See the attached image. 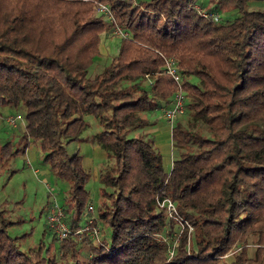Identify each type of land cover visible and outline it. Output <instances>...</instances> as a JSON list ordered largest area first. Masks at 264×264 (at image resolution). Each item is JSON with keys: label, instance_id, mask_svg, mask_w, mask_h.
Returning <instances> with one entry per match:
<instances>
[{"label": "trees", "instance_id": "trees-1", "mask_svg": "<svg viewBox=\"0 0 264 264\" xmlns=\"http://www.w3.org/2000/svg\"><path fill=\"white\" fill-rule=\"evenodd\" d=\"M251 1L207 0L201 10L232 16L214 21L196 0H0V116L4 107L24 112L16 148L0 145V170L37 146L68 184L69 227L59 243L48 229L47 244L22 250L7 233L19 222L0 209V264H264V11ZM100 4L111 22L96 14ZM115 27L116 53L90 74L101 35ZM166 59L181 76L187 115L170 130L178 152L169 172L144 131L176 90ZM85 116L110 162L99 173L97 241L80 232L90 174L67 151Z\"/></svg>", "mask_w": 264, "mask_h": 264}, {"label": "rangeland", "instance_id": "rangeland-1", "mask_svg": "<svg viewBox=\"0 0 264 264\" xmlns=\"http://www.w3.org/2000/svg\"><path fill=\"white\" fill-rule=\"evenodd\" d=\"M200 8V5H197ZM251 10L264 11V0H256L248 3ZM202 11H207L203 9ZM214 14L223 20L232 19L231 15L226 16L225 11H214ZM120 35L114 33L103 34L100 38L99 54L94 58L90 74L97 73L109 59L115 54L119 44ZM149 80L146 79L142 86L147 88ZM195 82V79L192 80ZM18 117L16 126L10 128L5 123L7 117ZM24 112L18 108L4 107L1 108L0 116V145L11 142L13 148L22 134L24 128ZM187 115H183L177 120L185 121ZM152 122L144 131L153 137L155 147L163 158V166L166 167L176 157L178 150L172 147L170 138V130L173 123L166 122L160 110H156L148 116ZM88 127L81 133L76 142H72L67 146L68 153L72 154L76 151L82 156V166L90 173V178L84 188L89 193L90 204L97 210L100 203L99 196V173L107 164L108 159L105 152L99 148L93 147V135L99 130V127L90 116H85ZM27 154L17 156L11 159L5 169L0 170V209L4 210L5 216L11 221L19 223L8 228L7 233L11 237H20L21 249L37 247L42 241L48 243V237H43V232L48 228L45 225L47 207L49 204H56L61 207L67 196L68 184L57 179L49 170L46 163L42 161L37 146H29ZM33 151H32V150ZM26 160H29V167L24 166ZM166 170V169H165ZM85 219V217H84ZM84 219L81 220L83 224ZM179 227V226H178ZM174 231H178L174 226ZM253 237L249 238V253L252 254Z\"/></svg>", "mask_w": 264, "mask_h": 264}, {"label": "built area", "instance_id": "built-area-1", "mask_svg": "<svg viewBox=\"0 0 264 264\" xmlns=\"http://www.w3.org/2000/svg\"><path fill=\"white\" fill-rule=\"evenodd\" d=\"M196 9L198 10L200 16L204 18H212L214 21H217L219 18L217 14L207 13L205 11H202L197 6H196ZM96 14L103 15L104 19H106L109 22L113 20L109 12V9L105 5H102V4L98 5L96 7ZM113 32L116 35L123 36L121 30L117 27L114 28ZM162 71L165 75L170 77L176 85V90L171 96L169 104L166 106H163L160 109L162 118L166 122L171 124L176 119L183 116V114L185 113L186 97L181 87V82H182L181 76L178 73L175 63L172 59H166L164 61ZM17 118L18 117L9 116L5 119V123L10 128H14L16 126L15 119ZM159 205L160 207L165 209L168 218L177 220V224L181 228H183L184 224L179 222L178 219H176V208H175L174 203H172L169 200H164L160 202ZM86 213L88 216L86 217V222L83 224L80 232L88 234L92 239L97 241L99 240V236H100V231H99L100 228L98 225L94 224L95 208L92 204L88 205ZM65 217L66 216H65L63 209L56 204H54L52 207L49 208L47 215H46V225L57 243L67 238L68 233H69V227L65 222ZM187 228L189 231H191V227L189 225H187ZM161 239L164 242L168 243V240L165 237H162ZM172 254H173V247L169 245L167 248V255L171 257Z\"/></svg>", "mask_w": 264, "mask_h": 264}, {"label": "crops", "instance_id": "crops-1", "mask_svg": "<svg viewBox=\"0 0 264 264\" xmlns=\"http://www.w3.org/2000/svg\"><path fill=\"white\" fill-rule=\"evenodd\" d=\"M135 1H140V0H135ZM197 5H203V6H205V5H207V0H196V6ZM104 34H106V33H104ZM103 35V34H102ZM101 35V36H102ZM116 53V52H115ZM154 133H151V135H153ZM93 147H95V148H92V149H97V148H99L100 149V147L99 146H97L96 144H93ZM30 148V147H29ZM29 148L25 151V155L27 154V152H28V150H29ZM32 150V149H31ZM33 151V150H32ZM175 159V156L174 157H172V160L170 161V159H169V164H167V166L166 167H164V169H166V171L167 172H169V170H170V168H171V164H172V161ZM29 160H26L25 161V163H24V166H27V167H29ZM90 174V173H89ZM98 179H99V176H98ZM47 212H48V210H47ZM83 224H84V221H83ZM82 224V225H83Z\"/></svg>", "mask_w": 264, "mask_h": 264}]
</instances>
